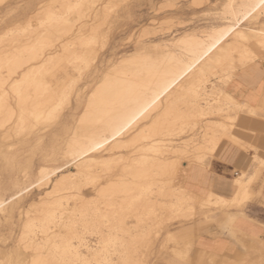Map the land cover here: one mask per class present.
Segmentation results:
<instances>
[{"label": "bare ground", "instance_id": "6f19581e", "mask_svg": "<svg viewBox=\"0 0 264 264\" xmlns=\"http://www.w3.org/2000/svg\"><path fill=\"white\" fill-rule=\"evenodd\" d=\"M4 1L7 2V0H0V4ZM52 1L53 3L51 4L58 3L59 8L56 11L57 7L55 8V5H53V9L45 7L46 13L43 14V17H46L47 23L45 22V17L44 19L42 17L40 21H38L40 18L38 17L37 22L35 20L37 14L32 17V12L26 16L27 19L32 17V21L34 18L36 23L46 24H44L43 28L39 23V30L43 28L41 32L32 26L36 29L33 30V35L38 30L35 36L31 34L32 40L26 42L29 37L25 40V36L20 39L17 38L19 34L16 33L18 35L14 34V36L11 32L18 31H12L10 28L11 32L9 30L8 32H10L12 37H16L12 40L14 45L11 48L8 43L10 49L8 47L4 48L3 46L5 45L1 46L2 49L0 47V130L2 128L4 130L5 125H9L10 122L12 125L7 132L2 131L3 133L0 134V142H4L0 143V157L3 158L8 154L7 149L11 148L5 144V140L11 133L18 137L17 140L24 139L28 134L31 137V133L33 131L35 133L34 127L39 126V124H42L41 126L45 125L43 123L45 119L50 122V127H48L50 129L61 118L59 116L62 112L57 110V107H67L68 102L71 101L70 87V90H67V88L63 90L49 84L47 77L54 74L53 70L59 69L68 63L80 73L91 67L90 65L98 55L97 45L101 42L100 38L103 34L99 30L101 26L99 25V27L93 23V27L89 28V33L86 34V31L82 33L81 28L87 23L86 21L82 27L76 29L77 22L84 20L85 17V20L89 19L88 16L91 17L92 14H84L80 8L89 4L86 9L92 10L94 8L90 5L93 3L92 0V3L90 0H83V4H75L77 0L74 4L70 0ZM224 3L226 4V11L225 13L223 12L225 20L223 24L212 28V32H206L208 36L189 33L185 38L178 41V43L184 42L185 46L182 45L191 54L190 57L185 56L187 53L184 52L183 54L181 50L177 52L176 50L178 49L151 53L150 50L147 52L144 48H141L135 50L134 53L125 54L109 61L100 79L94 85L85 86L89 88V92L86 91L87 93H84L85 106L83 105L84 108L77 119L76 125L73 127L66 124L62 129V136L64 135L62 139L68 145L70 156L73 153H77V156L70 160V163L74 162L76 171L57 178V169L59 168H54L49 174L46 167L40 168L38 172L41 176H39L41 178L39 187L47 186L51 182L52 189L45 193L43 199L39 198V202L30 204L31 209L29 208L30 210L28 211L31 212V216L26 217L27 219L22 228V236L18 240V249H14L5 256L8 263L11 264L16 260L17 264H73L75 262L89 264V256L91 255V259L93 257L96 258L98 252L97 249H92L85 245L86 240L84 238L86 236L84 237L83 233L86 230L87 232L93 230L96 234H99V243L101 245L98 246L103 247L102 249L106 251L104 252L106 256L107 252L110 251L108 248L117 241L115 232H121L124 235L127 231V235L131 233L128 230L131 227L127 229L129 217H131L130 219L132 217L135 219L136 217V220L138 219L137 223H139L143 222V216L147 215L150 210L155 211L154 208L157 205L149 195L152 192V186L154 187L153 184L156 183V179V181L158 179L163 180H159L161 183V186H158L159 194L168 197L175 195L177 203L173 202L175 205H171L176 207L177 212L184 211L181 212L182 215L186 214L188 210L191 211L192 215L197 201H200V203L204 201L205 203H202V205L207 209L213 206H218L222 209L235 206L236 202L234 199H237V196L233 200H225L216 197V195H210V193L209 197L203 199L195 196L191 190L183 188L180 184L179 187L173 186L174 179L181 174L180 165L183 163L180 162L182 159L176 156V158L167 157L170 148L173 152L171 156L182 151V148L175 146V143L171 146L172 136L175 134L179 136L178 134L188 130L187 128L193 130L197 125L198 118L202 119V116L207 115L212 116L215 112L214 110L225 113L232 111L237 114L236 107L239 104L234 102V98L227 96L221 89L222 93L219 89L216 91L213 85L210 87L206 86L208 75L210 73L217 75L219 72L215 73L217 68L227 72H236L240 68L246 67L250 63L252 64V62L254 63L255 60L264 55V0H224ZM51 4H49L48 0V5L52 6ZM106 5L110 11L114 10L111 9L113 7L109 8L113 5H110L109 0ZM172 6L171 4L170 7ZM114 7L117 8V5L115 4ZM243 7L245 8L244 16H242L243 22L250 26H244L240 19L241 8ZM32 9L34 10L33 4L29 7V10ZM88 10H86V13L90 12ZM96 12L94 14H96L97 18L99 17V12ZM105 12L101 13V21L104 20V23L105 18L109 17V14L107 15ZM39 13L41 14V12ZM69 14L72 16H69ZM227 14L230 16L227 17ZM42 19L44 20L43 22ZM32 21L30 20V22ZM220 21L222 22L223 20ZM16 22L18 21L16 20ZM30 22L28 20L27 23L29 24ZM25 25L27 26V24ZM27 27L26 29H28ZM23 28L25 29L24 25ZM20 30L22 29L20 28ZM23 30L22 32H25L23 34L29 33L28 30ZM21 39H24L26 43H22ZM4 40H0V42L3 43ZM182 45L180 46L182 47ZM166 50H169V48ZM198 62L200 66L197 70H193ZM69 75L67 74V76ZM53 77L54 75L50 78ZM228 80L231 81L232 77H228ZM83 92L82 89L81 94L77 97L82 98ZM215 94H221L219 101L213 97ZM77 100L79 101V99ZM229 115H232V113ZM238 117L233 120H238ZM140 122L142 123L141 125H139ZM204 122H206V125L204 124V128H206L204 131L206 132H204L205 135H202L203 141L199 143L195 140L199 144L195 145V151L198 154H195L196 157L194 156L196 160L203 161V164L204 161L209 160V157H212L210 153L218 147L221 138L224 136L222 134L223 136L218 137L216 135L217 131L219 128L226 126L225 123L218 121L219 124H217L218 122H213L211 119H207ZM79 123L84 125L92 124L94 127L99 125L102 131L104 126H106L107 129L105 130L108 131V136H106L109 139L105 136L107 140L99 144L93 138L94 133L90 132L93 126L89 125L92 129L86 131L89 126L86 125L88 128L86 127L84 130L82 129L84 125L79 126ZM43 127L45 128V126ZM40 129L42 127L36 130L40 131ZM70 130H72L71 134H69ZM96 131L101 132L100 130ZM110 139H114V141L108 145ZM120 149H127L129 153L122 155L123 153L116 152ZM183 150H185L184 147ZM202 151L205 154L201 155L202 153L200 152ZM185 154H187L186 151ZM185 161L188 162L190 160ZM188 166L190 165L188 164ZM106 173L108 175H105L107 176L106 182L96 186L98 181L105 179L101 180L100 178L104 177L102 174ZM55 176L56 178H53ZM87 184H95V188L91 192L94 200H88V195L82 191V188ZM159 194L157 193V195ZM70 200L74 201L73 204L69 203ZM158 205L157 207H160V209L167 210L164 203ZM231 205L233 206L230 207ZM7 209L6 201L0 199V212H6ZM168 217L169 220L166 216L164 217L166 220L161 218L163 220L162 223L167 220L169 222L173 220L170 219L171 216ZM161 220L159 219V221ZM139 225L137 224V228ZM134 230L136 231V229ZM144 236L150 237V235H143L140 238L139 235L135 237V234H133L132 238H130V235V239L125 240L124 237V241L120 244V255L117 256L118 261L115 264H142V259L137 254L144 244H149L146 243L149 238L145 241ZM170 237L173 236L170 235ZM73 239H77L79 243L76 245V241L74 242ZM151 240L149 241L151 242ZM144 241L145 243H143ZM142 243L143 245H140ZM83 246L88 249V251L86 250L87 253L82 250ZM150 246L146 247L145 250L149 249ZM175 246L179 247L180 244ZM47 247L48 250L46 251L45 248ZM51 248H54V252H50ZM151 248L153 247L151 246ZM44 249L45 251L43 252ZM174 252L176 251L174 250ZM180 255L182 254L180 253ZM147 256H149V253ZM110 258L106 256V261H103V263L114 264L113 255ZM145 261L147 263L146 259Z\"/></svg>", "mask_w": 264, "mask_h": 264}, {"label": "rangeland", "instance_id": "374dc122", "mask_svg": "<svg viewBox=\"0 0 264 264\" xmlns=\"http://www.w3.org/2000/svg\"><path fill=\"white\" fill-rule=\"evenodd\" d=\"M70 1L74 4V2L76 0H70ZM77 1L75 4H77V3L83 4V0H77ZM90 2H91V0H90ZM92 2H91L92 4H90V5L92 6V8L94 7L93 8L94 10L91 8L93 11L86 9V7L89 4L88 5L86 4V6L84 5L80 8L81 12L83 11L84 14H89V15L92 14L91 17L88 16L90 20L89 19L85 20V18H86L85 17L84 20L77 22L78 24H76V26H77L76 29L79 27H82L83 23H85L86 21H87V23H85L84 26L81 28L82 33L83 32L85 33V31H86V34L89 33L91 27H93L92 26L93 23H94V25H97V26L100 25L101 26V27L99 26L100 27L99 30L102 31L103 34L100 38L101 42H99V44L97 45V51H98L97 52L98 53L97 58H95V60H93L92 64L90 65L91 67H89L88 69H86L83 72L78 73L79 71L74 70V68L71 65L66 63L61 68L53 70L54 71L53 72L54 73L53 78H50L53 75L47 77L49 84L51 86L56 87L58 89H63V90H66V88H67V90L71 89V93H70L72 95V96L70 95V100H71L70 102L71 103L68 102L67 107H62V108H65L63 110H62V108H60V106H59V108L57 107V110L62 112V113H60V116H59L61 118H60V120H58L59 122L57 121V123L55 125H52V127L50 129L48 128V127H50V122L46 121V119H45V120H43L44 121L43 123L45 124L43 126H45V128L43 126H41L42 124L41 125L39 124V126L37 125V127L35 126L36 129H39L41 127H42V129H40V131H39V130H36L34 127L35 133L33 131L34 134L31 133V137H30V134H28L29 136L26 135V137L28 136L27 138L24 137V139H21V140L18 139L17 140L18 137L15 136L13 133H11L10 134L11 137L9 136L10 138L8 137L5 140V144L9 145V148L10 147L11 148L7 149L8 154H6L5 158L0 157V199H2L3 201H6V205L8 206V209L6 210V212H3V213L0 212V264H10L6 261L7 258L5 256L7 255V253H10L14 249H16V248L18 249V240L22 236V228L24 226L25 220L27 219L26 217L31 216V214H30L31 212L28 211L31 209L30 204H32L33 202H36V203L39 202V200L41 198L43 199V197H45V193H47L48 191H50L52 189L51 182L47 186L39 187L41 176H40V174H38V172H39L40 168L46 167L48 170V174H49V172L51 173V171L54 168H59V169H57V172H58L57 178L62 176V175L70 174L71 172L76 171V169L74 167V162L70 163V160L75 158V156H77V153H73L70 156L69 150H68L69 148H67L68 145H67L66 141H64V139H62L64 137V135L62 136V129L66 124H69L73 127H74V125H76L77 119L79 118V116H80V114H81V112L85 106L84 93L89 92V90H88L89 88L85 87V86L94 85L96 83V81H98L100 79L102 72L106 69L109 61H111L112 59H116V58H118L122 55H125V54L134 53L135 50H139L141 48L142 49L144 48V50H146L147 52H149V50H150L151 53H159V51L161 52L162 50L163 51H171V50L178 49L179 51L176 50L177 52H180V50H181V52H183V54H184V52L188 54V55L185 54V56L190 57L191 54L184 49V46H185L183 44L184 42L178 43V41L185 38V36H187V34L189 35V33L190 34H192V33L196 34L197 33L198 35L203 34L202 36H208V33H206V32H212L211 31V30H213L212 28L220 26L225 21L223 18L224 13L226 11V4L224 3V0H114V1L109 0L110 5H112V4L114 6H115V4L117 5V8L114 7L113 5L112 6L108 5V6H110L109 8L113 7V8H111L112 10L114 9L113 11H110V9H108V7L106 5L108 3V0H94V1L92 0ZM2 3H3V5H1ZM2 3L0 4L1 5L0 6V35L3 36L4 38L0 36L1 37L0 40L2 41L8 36L3 41V43L0 42V47L5 45V46H3L4 48L8 47L9 44L11 45L9 47L12 48V46L14 45V43H12V40H13V38L14 39L16 38V37H14L16 35V33L19 34V36L17 37L19 39L24 38L22 36H25V40L29 37L28 41L26 40V42H29L30 40H32L33 37L31 36V34L33 35V32H34L33 30H36V29L39 30L40 24L42 25L41 22H39L40 24L36 23V21L38 20V17H40L38 20V21H40L41 18L43 17V14L46 13L45 10L47 7L52 8L53 5H55L54 7L55 8L57 7L56 11H58V8H59L58 3H57L58 5L56 3H54L53 5L51 4V3H53L52 0H49V4H51L52 6L48 5V0H9V1L7 0V2L4 1ZM32 4L34 6V10L32 9L33 11L29 10V7ZM43 4H44V7H43ZM171 4L173 5L172 7H170ZM102 6H104L105 8ZM55 8H54V10H55ZM101 8H102V10H101ZM159 8H161V9H159ZM104 9L107 12L103 11ZM86 10H88L90 12L86 13ZM244 10H245L244 7L241 8L242 13L240 14V17H241L240 19L242 20V22H243L242 16H244V13H243ZM96 11L99 12V17H97V18H96V14H94V13H97ZM108 11H110L111 14L108 13ZM31 12L33 14L32 17L35 16V14L38 15V16L36 15L37 17L35 16L36 21H34V18L32 21V17H31V19L30 18L27 19L26 16L31 14ZM39 12H41V14ZM103 12H105L107 15L109 14V17L107 16L105 18V23L103 22L104 20L101 21V15H102L101 13H103ZM69 16H72V15L69 14ZM228 16H230V15L227 14V17ZM44 17H43V19H44ZM221 17H222V19H221ZM107 18L109 20V21L107 20L108 22L106 21ZM23 19H25V20H23ZM43 19H42V22L44 21ZM16 20L18 22H16ZM28 20H29V22H30V20L32 21V22H30L31 24L27 23ZM220 20H223V21L221 22ZM45 22L47 23L46 17H45ZM24 23L30 27H27ZM107 23H109V24H107ZM44 24L41 27L44 28ZM23 25L25 26V29L23 28ZM34 25L35 26L38 25V26L35 27ZM87 25H88V27H86ZM243 25L245 26L246 23H244ZM15 26H16V28H14ZM32 26L36 29H34ZM97 26H94V27H97ZM246 26H250V25H246ZM26 27L28 29H26ZM10 28L12 29V31L17 30L18 32H14V31L11 32L9 30ZM20 28L22 30L23 29L26 31L28 30V32L30 34L28 32H26L28 34H23L25 32H22V30H20ZM42 29H40L39 31L41 32ZM8 30L11 32V34L13 33L12 35H14V34L15 35L12 37V35H10V32H8ZM38 30L35 31V35H36V33H38ZM5 33H7L8 35L7 34L5 35ZM21 34H23V35H21ZM26 35H27V37H26ZM35 35H33V36H35ZM10 38H12V39H10ZM25 40L21 39V42L26 43ZM227 40H229V39H227ZM227 40H225V42H227ZM141 42H143V43H141ZM222 44H223V42H222ZM180 45H182V47ZM9 47H8V49H10ZM179 47H181V48H179ZM168 48H169V50H166ZM1 49H2V47H1ZM259 59L264 60V55H262ZM199 66H200V63L198 62L195 65V67L193 68V70H197V68ZM219 69L220 68L215 69L216 70L215 73L219 71L217 75L216 74L212 75L213 73L212 74L210 73L209 74L210 76L208 75L209 78H208V81L206 82V86L210 87L213 85L215 87L216 91H218V89H219V91L221 92V90H222V91H224L223 93H225L227 96L232 97L225 90V87L229 82L228 77H230V76L233 77L236 72H234V71L227 72V71H224L222 69H220L221 70L220 71ZM67 74H70V75L67 76ZM73 81L75 82V84H73L74 83ZM70 82H72V83H70ZM69 87H70V89H69ZM84 88H86V89L84 90ZM82 89L84 91L83 97L79 98L77 96L81 94ZM220 96H221V94L220 95L215 94L213 97L217 101H219L221 99ZM213 97H211V99H213ZM77 99H79V101ZM80 99H81V101H80ZM78 102H80V103H78ZM234 102H236V101L234 100ZM76 105H79V106H76ZM81 105L82 106L84 105V106L82 107ZM77 110H79V111H77ZM214 111H213L214 114L212 116H210V115L209 116L208 115L202 116L204 118V120H203V118L202 119L198 118L197 125L193 130H190L189 128H187L188 130H186V131L184 130L183 132H180V134L182 133L181 135L177 133L179 136H177L176 134L174 136H172V140H171L172 142L170 143L171 146L174 145V143H175V146L181 147L182 151L178 152L179 154L174 153V156H171L173 154V152L170 148V152H168L170 154L168 155V153H167V157H169V158L178 157L179 159H182V161L180 160V162L183 164L180 165V170H182L184 168L185 164L188 165V164H191V163L196 162V161L199 163H203V161H198L195 158L196 155L198 154L195 151L196 150L195 145H198L201 141H203L202 135H205L204 132H206V131H204V129L206 130V128H204V126L206 125L205 124L206 122H204V121H206L207 119H209V120L211 119L213 122L219 121V122L225 123L226 126L223 128L222 127L219 128L216 135L218 137L224 135L221 138V140L223 138L227 137V135H228V137H230L231 125H232V122H234L233 119L236 117L235 116L236 113L235 112L233 113L232 111H230L232 113V115H229V114H231L229 111L226 113L223 111L221 112L220 110H219L220 112H217L218 110H214ZM72 113H73V115H71ZM227 113H229V114L227 115ZM74 115H76V116H74ZM221 116H223V117H221ZM228 118L230 119V121ZM199 119L201 122L199 121ZM47 122L49 123V125ZM198 122H200L201 125ZM219 122L217 124H219ZM141 124L142 123L140 122L139 125H141ZM78 125L81 126L84 124L79 123ZM86 125L87 124L84 125L85 127L82 126V129L85 130V128L89 125L93 126V129L91 126H89V128L87 127L88 129H86V131H88V130L90 131L92 129V131H90V132H92V134L94 133L93 138L99 144H102V141L104 142L105 140L109 139V137H107L108 131L105 130V129H107L106 126H104L103 131H102L101 130L102 128H101V126L99 128V125H97V126L95 125V127L92 124H88L87 126ZM11 126H12L11 122L9 123V125L6 124L4 127L5 129L2 130L3 129L2 128L0 130V134H2L5 131L7 132ZM201 128H202V130H201ZM96 130H100L101 132H99V131L97 132ZM71 133H72V130H70L69 134H71ZM36 134H38V135H36ZM95 134L96 135L98 134V136H96ZM192 134H194V135H192ZM103 135H104V137H103ZM105 136L107 137V139L105 138ZM13 137H16V138H13ZM19 137H21V136H19ZM200 137H202V138H200ZM96 138H98V139H96ZM190 139H191V141H190ZM110 140H109L110 142L108 141V145H110L111 142L114 141V139H110ZM195 140H197L196 142H199V143H196ZM0 143H4V142L1 141ZM36 145H38V146H36ZM183 147L185 150H183ZM120 150H122V149H120ZM120 150H117L116 152H119L121 154L123 153L122 155H126V153H129V150L127 151V149H123L122 151H120ZM9 151H10V153H9ZM185 151L187 152V154H185ZM204 151L200 152V153H202L201 155L205 154V153H203ZM212 153H210V154H212ZM65 154L67 156L69 155V157H67ZM192 154H194V155H192ZM210 154H207V155L211 156ZM185 160H190L188 162H191V163H188ZM204 162H206V161H204ZM105 175H107V173L104 175L102 174V176H104V177H102L100 179L101 180L103 178H105V179H103V181H98L99 183L97 182L98 184L96 183V186L99 184L102 185V183L106 182L108 175L107 176H105ZM53 178H56V176ZM156 180H155L156 183L153 184L154 187L152 186L153 189H152V192L149 195V197H151L153 199V201H155V204L157 206H159L158 204H160V203H164L167 210L166 209H164V210L160 209V207L156 206L154 208L155 211L150 210L147 215L143 216V220H142L143 222H139V223H137L138 219L136 220V217H135V219H134V217H132V219H130L131 217L128 218L127 223L129 226H127V229H128V227L129 228L131 227L130 229H128L131 231V233H129L127 235V233H128V231H127V233H125V235H124V233L115 232L114 234L115 235L117 234V241L115 242V244H112L108 248L110 251H108L106 254V256H108L109 258L111 255H113L112 260L114 261L113 262L114 264H115V262L118 261L117 256L120 255V253H119L120 244L122 241H124L123 240L124 237H125V240L130 239V238H132L133 234H135V237H138V235H139L140 238H141V236L143 237V235H148V236L150 235V237L144 236L145 241L147 238H149V239H147L148 241H146V243H149V244L143 245V243H145V241H144L142 244H140V245H143L142 248L138 250L137 255H138V257L140 256L139 258L143 260V261L141 260L142 264L146 263V261L144 262L145 259L147 260L146 264H264V249H263L264 244H262V243H255L252 245H244L241 248H239L235 253L220 255V256L218 254H215V253H211V252H207V251H201L196 244V239L200 235H202L203 234L202 231L207 230V228L210 225L215 226V227H216V225H218L219 228H222L223 221H221V220L218 221L217 217L219 215H223L224 209H222L218 206H213L212 208L210 207V209L209 208L207 209L204 207V205H202V203H205L204 201H201V203H200V201H197V203H195V205H194L195 209L193 208L194 212L192 211L194 215L193 214L191 215L190 210L186 211L187 213L185 212L187 215L183 213L186 216V218L188 216V218L186 219L185 216L181 214V212H184V211H181V212L178 211L177 212V210L175 209L176 207L172 206V205H175L177 203V199H176L175 195H172L174 197L169 196L170 197L169 198L168 196H162L159 194V191H158L159 187L158 186H161L160 185L161 183L159 182V180L160 181H163V180L162 179H158V181H156ZM173 184H174L173 186H177V187L180 186L178 183V176L174 179ZM94 185L87 184V185H85V187L82 188L83 189L82 191L86 192L85 194L88 195V200H90V201L94 200V197L92 196L93 194L91 193L93 191V188H95ZM157 193L159 195H157ZM160 196H162V197H160ZM9 198H11V199H9ZM90 198H92V199H90ZM73 202H74L73 200H70L69 203L73 204ZM9 203H10V205H9ZM20 212H21V214H20ZM27 212H29V213H27ZM164 215L167 217L168 220H169L168 216H171L170 219H173V220H170L171 222H169L167 220L169 223L167 221L162 223L164 219L166 220V218H164L165 217ZM161 216H163V217H161ZM172 216H173V218H172ZM161 218H163V220H161ZM159 219L161 221H159ZM137 224L138 225L140 224L138 226V228H137ZM134 229H136V231ZM89 231L87 232V230H86V232L83 233L84 234L83 236L84 237L86 236L85 238L83 237L86 240V241L84 240L86 242L85 245L87 247L92 248V249H97V252H98V255H96V258L93 257V259H91L92 258L91 255L89 256V262H90L89 264H104L103 261H106V259H105L106 256H105L104 252H106V251H103V249H102L103 247L98 246V245H101L99 243V238H100L99 234L97 233L98 234L97 235L96 232H94L93 230H89ZM140 231H141L142 235H141ZM136 232L138 233V235ZM144 233H146V234H144ZM122 234H123V236H122ZM130 235H131V237L129 238ZM170 235L173 237H170ZM151 239L153 240V242ZM57 240H59V239H57ZM149 240H151V242ZM73 241L74 242L76 241L75 242L76 245H77V243H79V242H77V239H73ZM150 243H151V246L153 248H151ZM176 244L177 245L180 244V246L179 247L175 246ZM86 246L82 247V250L84 252L86 250L88 251V249H86ZM148 246H150V248L145 250V248ZM84 247H85V249H83ZM45 249L47 251L48 247ZM45 249L43 250V252L45 251ZM174 250L176 252H174ZM87 251L85 253H87ZM146 251H147V253H146ZM28 252H31V251H28ZM50 252H54V248H51ZM113 252H114V254H113ZM178 252H180L182 255H180V253H178ZM140 253H141V255H140ZM148 253H149V256H147ZM175 253H177V254H175ZM254 253H255V255H254ZM99 254L103 255V256H100ZM144 254H146L145 256L148 258H146L144 256ZM256 255H258V256H256ZM98 256L101 257L102 262L100 260V257H98ZM254 256H256V257H254ZM103 259H105V260H103ZM251 259H252V261H251ZM96 260H98V262H96ZM16 262L17 261L15 260L11 264H17ZM76 263L77 262H75L73 264H76ZM77 264H79V263H77Z\"/></svg>", "mask_w": 264, "mask_h": 264}, {"label": "crops", "instance_id": "0c3cea01", "mask_svg": "<svg viewBox=\"0 0 264 264\" xmlns=\"http://www.w3.org/2000/svg\"><path fill=\"white\" fill-rule=\"evenodd\" d=\"M255 61L237 70L225 87L239 104L230 137L218 144L211 154L214 159L185 164L178 176L179 184L199 198L216 195L233 200L237 196L235 206L217 217L223 221L222 228L210 225L196 239L201 251L219 256L235 253L244 245L264 244V60ZM222 157H231L233 162L225 163ZM245 191L248 199H243Z\"/></svg>", "mask_w": 264, "mask_h": 264}, {"label": "snow or ice", "instance_id": "6c2138e0", "mask_svg": "<svg viewBox=\"0 0 264 264\" xmlns=\"http://www.w3.org/2000/svg\"><path fill=\"white\" fill-rule=\"evenodd\" d=\"M236 143L237 144H240L241 142L240 141H237ZM222 159H224L225 160V163H228V164H231L233 162L232 159H231V157H222ZM243 199H248V193H247V191H245L243 193ZM240 202L243 203V200H241Z\"/></svg>", "mask_w": 264, "mask_h": 264}]
</instances>
